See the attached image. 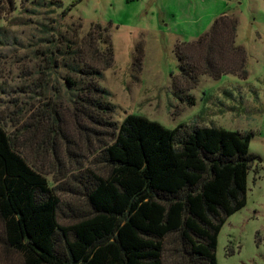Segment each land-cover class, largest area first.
I'll use <instances>...</instances> for the list:
<instances>
[{"label":"trees","instance_id":"obj_1","mask_svg":"<svg viewBox=\"0 0 264 264\" xmlns=\"http://www.w3.org/2000/svg\"><path fill=\"white\" fill-rule=\"evenodd\" d=\"M44 3L57 6L59 0H34ZM15 8V0H0V17ZM237 22L223 12L198 37L175 42L179 71L172 85L182 101L194 103L192 94L180 92L195 87L202 74L247 76L245 48L235 42ZM93 49L101 66L64 61L77 74L64 77L74 119L98 141L94 158L103 168L75 175L87 211H74L73 220L63 222L58 193L0 124L4 243L23 264H167L168 254L175 264H217L218 233L247 201L248 174L258 157L249 150L251 133L184 123L169 128L133 113L117 122L110 93L98 82L112 50ZM136 50L139 70L142 47ZM51 54L47 60L56 64Z\"/></svg>","mask_w":264,"mask_h":264},{"label":"rangeland","instance_id":"obj_2","mask_svg":"<svg viewBox=\"0 0 264 264\" xmlns=\"http://www.w3.org/2000/svg\"><path fill=\"white\" fill-rule=\"evenodd\" d=\"M15 4L0 17V124L14 147L58 193L61 220L70 222L74 211H87L75 175L85 167L103 169L94 158L98 141L74 119L64 77L77 74L64 61L101 66L104 62L93 47L111 48L113 61L102 69L98 82L110 93L112 119L120 122L133 113L169 128L184 123L251 133L249 150L258 157L248 174L247 201L222 225L216 258L217 264H264V0H59L57 6L15 0ZM223 12L237 17L235 42L245 48L248 74L200 75L195 87L180 92L194 96L189 104L172 85L179 71L175 42L198 37ZM140 46L137 70L133 63ZM50 50L56 64L47 60ZM166 262L175 264L169 254ZM0 264H23L3 241L1 220Z\"/></svg>","mask_w":264,"mask_h":264}]
</instances>
